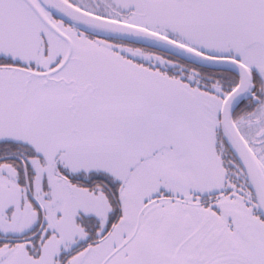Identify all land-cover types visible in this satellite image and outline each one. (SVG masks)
Instances as JSON below:
<instances>
[{
    "label": "snow or ice",
    "instance_id": "1",
    "mask_svg": "<svg viewBox=\"0 0 264 264\" xmlns=\"http://www.w3.org/2000/svg\"><path fill=\"white\" fill-rule=\"evenodd\" d=\"M0 264H264V0H0Z\"/></svg>",
    "mask_w": 264,
    "mask_h": 264
}]
</instances>
